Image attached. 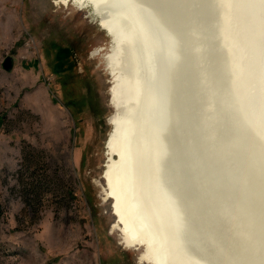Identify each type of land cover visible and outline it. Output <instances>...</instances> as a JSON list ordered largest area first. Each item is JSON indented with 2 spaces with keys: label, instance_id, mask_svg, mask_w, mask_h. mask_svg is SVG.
<instances>
[{
  "label": "bare ground",
  "instance_id": "6f19581e",
  "mask_svg": "<svg viewBox=\"0 0 264 264\" xmlns=\"http://www.w3.org/2000/svg\"><path fill=\"white\" fill-rule=\"evenodd\" d=\"M232 1L55 0L111 41L99 184L141 264H264V1L261 18ZM250 58L259 95L245 105L263 137L239 116Z\"/></svg>",
  "mask_w": 264,
  "mask_h": 264
},
{
  "label": "rangeland",
  "instance_id": "374dc122",
  "mask_svg": "<svg viewBox=\"0 0 264 264\" xmlns=\"http://www.w3.org/2000/svg\"><path fill=\"white\" fill-rule=\"evenodd\" d=\"M110 47L88 11L0 0V264H141L99 184Z\"/></svg>",
  "mask_w": 264,
  "mask_h": 264
},
{
  "label": "water",
  "instance_id": "95a60500",
  "mask_svg": "<svg viewBox=\"0 0 264 264\" xmlns=\"http://www.w3.org/2000/svg\"><path fill=\"white\" fill-rule=\"evenodd\" d=\"M264 0H246L245 1V7L247 8V10L249 12H252L254 13L255 15H258L259 14V11H258V7H260L259 5H261L263 3ZM237 2H240V0H234L232 1V6L235 5ZM257 2V3H256ZM255 4H258V7L255 6ZM261 8V7H260ZM242 10V9H239V11ZM238 11V16L240 15L241 16V13ZM262 13V11H261ZM261 13L259 14V17L261 18ZM264 13V12H263ZM254 14H251V17L249 18L250 20L253 18V21L251 22H247L245 19L242 18L243 20V29L244 27H247V26H250L252 25V22L255 23V25H258V22L255 21L256 20V16ZM262 17L264 19V14H262ZM239 25V24H238ZM242 29V30H243ZM248 34L245 35V37L247 36ZM244 44V43H243ZM253 44V43H252ZM261 44V43H259ZM256 61V60H255ZM257 62V61H256ZM251 63H253L255 66L258 65V64H255L254 63V59L250 58L248 60V63H247V67H246V73L244 75V77L241 79V81L239 83H237V85H235L236 83L233 82V79L231 78L230 76V72H229V79L232 83V85L235 87H239L243 94L240 98H242V101H243V107L240 112H239V116L240 117H244L246 118V122L248 123V127L250 128H253V130L255 131V133H257V129L254 125V123L252 122V118L248 112V108L246 107L245 105V101L247 100V98H251L252 100L253 99H256L257 96L259 95L258 94V91H259V87H258V84L256 83L257 82V79H255V76H254V72H253V69L252 67H250ZM15 68V60L13 57H7L3 63V69L6 71V72H12L13 69ZM236 130V129H235ZM259 133V132H258ZM257 133V134H258ZM260 134V133H259ZM261 135V134H260ZM262 136V135H261ZM260 136V137H261ZM263 137V136H262ZM261 137V139H263Z\"/></svg>",
  "mask_w": 264,
  "mask_h": 264
},
{
  "label": "flooded vegetation",
  "instance_id": "af4514ba",
  "mask_svg": "<svg viewBox=\"0 0 264 264\" xmlns=\"http://www.w3.org/2000/svg\"><path fill=\"white\" fill-rule=\"evenodd\" d=\"M102 51H103V49H102V50L99 49L98 51H96V54H97V55H100L99 53L102 52ZM108 56H110V54H109ZM108 56H107V59L109 58ZM112 86H113V84H112ZM111 129H112V128H111ZM110 132H111V131H110ZM108 136H109V135H108Z\"/></svg>",
  "mask_w": 264,
  "mask_h": 264
},
{
  "label": "snow or ice",
  "instance_id": "6c2138e0",
  "mask_svg": "<svg viewBox=\"0 0 264 264\" xmlns=\"http://www.w3.org/2000/svg\"><path fill=\"white\" fill-rule=\"evenodd\" d=\"M74 3H75V0H74Z\"/></svg>",
  "mask_w": 264,
  "mask_h": 264
}]
</instances>
